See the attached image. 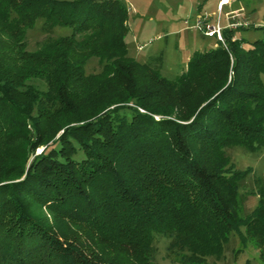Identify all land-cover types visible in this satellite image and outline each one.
<instances>
[{"label":"trees","instance_id":"obj_1","mask_svg":"<svg viewBox=\"0 0 264 264\" xmlns=\"http://www.w3.org/2000/svg\"><path fill=\"white\" fill-rule=\"evenodd\" d=\"M38 19L46 33H72L28 52L22 30ZM128 19L122 0H0L19 49L6 75L0 68V114L10 126L25 123L23 97L39 110L35 125L63 127L19 177L7 170L0 180V264H150L158 236L187 264H215L235 233L255 242L264 264V184L241 216L251 169L228 152L264 149V39L246 47L237 33L251 25L226 28L228 48L196 51L168 79L153 59L129 54ZM91 58L99 72L87 73ZM31 78L44 88L15 99ZM96 247L112 254L90 256Z\"/></svg>","mask_w":264,"mask_h":264},{"label":"rangeland","instance_id":"obj_2","mask_svg":"<svg viewBox=\"0 0 264 264\" xmlns=\"http://www.w3.org/2000/svg\"><path fill=\"white\" fill-rule=\"evenodd\" d=\"M122 1L129 9V29L126 36L129 54L140 62L153 59L154 63L160 67L162 76L168 79H174L182 74L187 68L189 58L196 51L210 49L218 45L228 48V41L224 36L226 28L238 30L239 27L251 25L249 29H242L237 33L238 37L245 38L244 46L246 47L251 46L258 39H264V29L253 27V25H264V0H229L225 5L223 4L224 6L220 5L221 0ZM201 17H208L210 23L221 25L222 40L205 35L195 25L197 19ZM3 25L0 20V68L6 75L8 67L12 66L13 68L11 63L16 58L15 53L19 49L15 48L14 39ZM24 28L20 39L24 44V49L28 52L40 50L49 37L55 39L72 33L70 27L64 26H57L52 33H46L42 28V19H38L33 25ZM100 70L101 65L98 59L91 58L86 67L87 73H96ZM24 86L18 90L14 89L13 94H10L18 100L19 97L15 92L26 96L25 89L27 88L36 86L44 88L43 82L36 78L28 79ZM19 100L21 110L27 114L25 123H15L10 126V123L5 121L4 110L1 109L0 180L5 178L7 170L10 174L13 171L12 177H19L16 174L21 173L24 165L26 166L34 158V155L40 154L49 143L55 141L63 133V127L58 125V119H52L50 122L45 121L44 118L39 119V123L35 125L32 119L39 117V110L37 107L31 108L25 105L26 98L22 97ZM39 126L42 132L39 131ZM40 141L41 144L35 147V154H32L33 147ZM228 152L238 168L246 170L250 167L251 169L242 182L239 192L242 199L240 214L245 216L259 204L258 188L260 184H264V149L258 152H249L243 147H235L229 149ZM10 165L14 166L10 167ZM44 212L50 221L54 219V214L47 208H44ZM169 241L170 239L166 236L155 238L149 254L150 264H187L179 258L180 256L171 253ZM93 250V254L90 250L91 255H89L100 257V260L104 256L112 254L104 247H96ZM249 259L254 264H262L260 250L256 248L254 241L244 245L240 236L235 233L224 257L220 260L211 258L210 261H214L215 264H244Z\"/></svg>","mask_w":264,"mask_h":264},{"label":"built area","instance_id":"obj_3","mask_svg":"<svg viewBox=\"0 0 264 264\" xmlns=\"http://www.w3.org/2000/svg\"><path fill=\"white\" fill-rule=\"evenodd\" d=\"M229 0H221L220 1V5L224 4L226 2H228ZM223 5V6H224ZM195 25L207 36H213V37H217V39L222 40V27L221 25L218 23L216 24H212L209 22L208 17H201L198 18Z\"/></svg>","mask_w":264,"mask_h":264}]
</instances>
